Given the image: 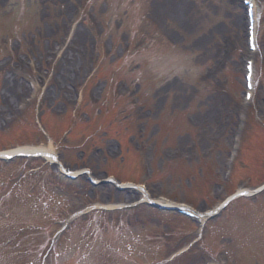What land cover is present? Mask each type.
<instances>
[{
  "label": "rangeland",
  "instance_id": "1",
  "mask_svg": "<svg viewBox=\"0 0 264 264\" xmlns=\"http://www.w3.org/2000/svg\"><path fill=\"white\" fill-rule=\"evenodd\" d=\"M134 1L0 0V151L53 145L67 165L89 167L95 178L109 173L119 180L147 182L155 198L165 195L193 203L198 210L219 205L233 189L261 187L264 0H258L260 66L251 105L243 98L247 56L242 55L248 51L246 22H238L243 9L239 12L232 0H189L184 15H177L176 8L172 10L175 0ZM135 11L139 27L131 34ZM72 22L80 37L68 47ZM133 53L134 62L118 64ZM151 53L157 59L150 64ZM31 82L38 86L37 96L30 94ZM131 89L139 96L135 107L128 97ZM117 97L123 103L110 122L105 113L117 108ZM137 126L143 133L134 130ZM239 126L244 129V148L227 188L223 178L232 133ZM22 172L41 181L40 188L32 187L33 182L17 185V173ZM2 182H7L4 191L12 194L4 204L12 206L0 201V228H44L62 215L81 214L94 203L125 201L126 196L109 186L93 190L84 180L62 181L41 159H18L9 165L0 161ZM223 187L226 192L220 193ZM96 215L90 222L102 232L99 244L106 243L111 255L119 256L115 264H166L185 247L214 251L209 256L187 254L168 264H210V257L224 264H264V192L234 203L209 226L199 245L193 241L195 223L176 214L163 216L137 207ZM91 216L74 223L61 240L62 262L74 257L77 264L84 254L74 253L77 241L93 244L85 235L67 238ZM92 234L98 237L95 230ZM98 256L107 264L98 249H91L86 262L78 264H92Z\"/></svg>",
  "mask_w": 264,
  "mask_h": 264
},
{
  "label": "bare ground",
  "instance_id": "2",
  "mask_svg": "<svg viewBox=\"0 0 264 264\" xmlns=\"http://www.w3.org/2000/svg\"><path fill=\"white\" fill-rule=\"evenodd\" d=\"M235 1V3H239V0H234ZM185 2H186V0H176V3L175 4H173L174 6L172 7V10H174L175 8H176V10H177V15H179L180 13L182 14V15H184V12H185V9H186V4H185ZM171 7V6H170ZM240 8V6L238 5V9ZM238 22H241L242 21V17L240 16H238ZM239 24V23H238ZM80 33H77V35H76V37L77 38H79L80 37V35H79ZM39 150H41V149H22V150H19V151H22V152H37V151H39ZM51 151V150H50Z\"/></svg>",
  "mask_w": 264,
  "mask_h": 264
},
{
  "label": "snow or ice",
  "instance_id": "3",
  "mask_svg": "<svg viewBox=\"0 0 264 264\" xmlns=\"http://www.w3.org/2000/svg\"><path fill=\"white\" fill-rule=\"evenodd\" d=\"M249 67H250V65H249ZM248 98L250 99L251 97L249 96Z\"/></svg>",
  "mask_w": 264,
  "mask_h": 264
}]
</instances>
